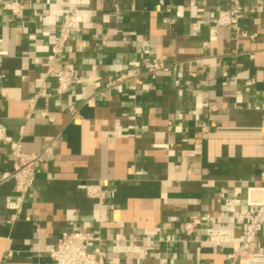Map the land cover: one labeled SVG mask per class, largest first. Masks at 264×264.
I'll return each instance as SVG.
<instances>
[{"label": "crops", "instance_id": "crops-1", "mask_svg": "<svg viewBox=\"0 0 264 264\" xmlns=\"http://www.w3.org/2000/svg\"><path fill=\"white\" fill-rule=\"evenodd\" d=\"M8 1L0 264H54L50 248L80 230L100 236L107 264L224 263L232 242L184 224L211 216L239 240L225 199L244 212L264 202V0H243L239 30L216 22L230 0H84L53 59L72 0H21V15ZM148 58L168 68L152 77ZM63 68L84 81L58 95L53 71ZM128 69L137 74L111 83ZM16 148L45 156L19 207L6 179ZM99 180L109 182L104 203L86 192ZM252 249L264 252V226Z\"/></svg>", "mask_w": 264, "mask_h": 264}, {"label": "built area", "instance_id": "built-area-1", "mask_svg": "<svg viewBox=\"0 0 264 264\" xmlns=\"http://www.w3.org/2000/svg\"><path fill=\"white\" fill-rule=\"evenodd\" d=\"M84 0H72L69 9L64 14L60 24L59 33L56 36L53 54L50 59H53L56 54L61 52L67 41L69 40L72 30L75 26L77 11L80 4ZM243 0H230V6L220 9L217 16V24L229 25L235 30H239V22L241 20ZM5 6L15 15H21L24 9V4L21 0H10ZM0 51V55L4 54ZM147 73L152 77L160 70L167 69L168 66L160 61L148 58L145 61ZM135 69H128L116 76L111 82L119 84L127 79L135 76ZM53 75L57 79L56 93L62 95L71 89H74L78 84L84 81V76L70 68H63L53 71ZM47 94L42 88L38 95ZM69 110L77 113L74 106H69ZM0 137H4V131L0 128ZM14 155L17 158L14 171L6 176V179L15 181V188L18 193L16 206L20 203L31 190L33 179L35 176L36 165L45 160L42 153H25L19 148L14 150ZM86 192L89 196L97 198L100 203H104L108 197L109 182L107 180H99L98 182L88 183ZM225 211L231 219L238 224L242 229V236L239 240H230L228 231L217 226L216 219L209 217L206 221L200 218H194L185 222V229L194 231L198 226L205 225L206 232L211 242L225 244L232 242V250L227 256V260L221 264H240V260H244L245 264H264V252L253 250L252 243L257 233L264 226V202L259 205H251L247 211H241L237 202L233 198H226L224 201ZM101 238L95 232L90 230H80L74 232L70 236H62L58 243L50 248L49 253L54 264H107V257L101 250L99 245ZM92 248L89 247L90 244Z\"/></svg>", "mask_w": 264, "mask_h": 264}]
</instances>
